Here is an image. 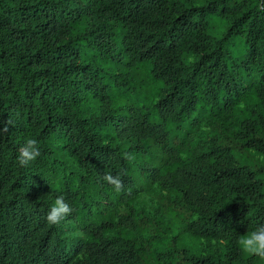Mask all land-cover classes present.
<instances>
[{
	"label": "trees",
	"instance_id": "trees-1",
	"mask_svg": "<svg viewBox=\"0 0 264 264\" xmlns=\"http://www.w3.org/2000/svg\"><path fill=\"white\" fill-rule=\"evenodd\" d=\"M217 111L264 156V0H0V264H147L138 176L193 211L184 264H264L238 245L264 225V172L200 130ZM61 196L73 212L50 225Z\"/></svg>",
	"mask_w": 264,
	"mask_h": 264
},
{
	"label": "rangeland",
	"instance_id": "rangeland-1",
	"mask_svg": "<svg viewBox=\"0 0 264 264\" xmlns=\"http://www.w3.org/2000/svg\"><path fill=\"white\" fill-rule=\"evenodd\" d=\"M242 104L244 101L241 102ZM237 115L226 111L206 113L200 130L215 133L219 141L230 146L238 157L264 172V156L248 148L235 136ZM143 176L137 178V199L134 202L137 214L134 215L136 228L130 234L142 247L143 259L147 264H184L185 254L181 249V237H174L177 230H182L184 221L194 216L192 210L179 203L175 196L158 184L145 185ZM121 213H128V207L120 204ZM94 216H110L107 204L100 203L98 210L94 206ZM195 248L204 253L218 252L221 243L215 239L202 238L194 242Z\"/></svg>",
	"mask_w": 264,
	"mask_h": 264
},
{
	"label": "clouds",
	"instance_id": "clouds-1",
	"mask_svg": "<svg viewBox=\"0 0 264 264\" xmlns=\"http://www.w3.org/2000/svg\"><path fill=\"white\" fill-rule=\"evenodd\" d=\"M40 156L38 141L35 138L29 137L26 139L24 146L21 148L17 158L20 167H27L30 162L36 160ZM128 160H133L135 157L130 153H124ZM104 181L111 184L115 191L123 190V181L120 175L113 176L106 174L103 177ZM73 212V208L61 197H57L53 206L47 213L46 220L50 225L58 226L65 217ZM238 245L244 255L257 256L264 261V225L258 226L255 230L242 235L238 240Z\"/></svg>",
	"mask_w": 264,
	"mask_h": 264
}]
</instances>
